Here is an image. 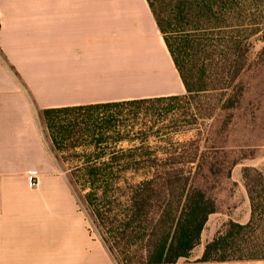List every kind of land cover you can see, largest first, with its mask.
Instances as JSON below:
<instances>
[{"label":"trees","instance_id":"obj_1","mask_svg":"<svg viewBox=\"0 0 264 264\" xmlns=\"http://www.w3.org/2000/svg\"><path fill=\"white\" fill-rule=\"evenodd\" d=\"M147 1L186 93L43 109L39 118L115 261L178 264L192 256L209 217L218 212L201 182L226 166L218 152L201 150L199 130L190 150L192 102L234 89L251 66L252 38L260 27L255 18H264V11L254 7L257 0ZM227 102L225 108L236 104L232 96ZM203 119L213 120V113ZM236 165L234 160L228 171ZM244 180L250 220L226 224L197 263L264 264V171L247 169Z\"/></svg>","mask_w":264,"mask_h":264},{"label":"crops","instance_id":"obj_2","mask_svg":"<svg viewBox=\"0 0 264 264\" xmlns=\"http://www.w3.org/2000/svg\"><path fill=\"white\" fill-rule=\"evenodd\" d=\"M0 23V264H118L39 112L186 93L148 1L0 0Z\"/></svg>","mask_w":264,"mask_h":264},{"label":"rangeland","instance_id":"obj_3","mask_svg":"<svg viewBox=\"0 0 264 264\" xmlns=\"http://www.w3.org/2000/svg\"><path fill=\"white\" fill-rule=\"evenodd\" d=\"M254 7L263 12L264 0L255 1ZM236 13L238 12H235V15ZM255 20L260 27L257 35L252 38L249 54L251 66L243 71L234 89L226 96L217 93L207 101L192 102L190 150L193 149L191 145L193 136L199 130L202 134L201 150L207 148L211 153L218 152L226 166L217 168L218 173L214 176L206 173L208 178H203L201 182L203 189L217 201L218 212L209 217L201 244L193 251L192 256L180 260L178 264H199L197 261L201 258L205 246L223 231L226 224L230 221L246 224L250 220L251 207L244 172L247 169L264 171V18L259 17ZM242 21L239 20L237 24H243ZM234 31L239 33L238 39L245 40V37H242V29ZM205 34L206 40L212 38ZM229 35L231 34H227V37ZM209 54L210 51L204 52L203 59L209 58ZM230 96L236 104L234 107L225 108L224 105L228 106L227 100ZM209 113H213L214 119L209 121L203 119ZM193 115H197V121H193ZM234 160L237 161V165L229 172L228 168ZM79 201L88 214L85 202L80 198ZM90 226L100 235L91 217Z\"/></svg>","mask_w":264,"mask_h":264},{"label":"built area","instance_id":"obj_4","mask_svg":"<svg viewBox=\"0 0 264 264\" xmlns=\"http://www.w3.org/2000/svg\"><path fill=\"white\" fill-rule=\"evenodd\" d=\"M31 181H32V185H35L36 182L34 183V180L33 179H31Z\"/></svg>","mask_w":264,"mask_h":264}]
</instances>
